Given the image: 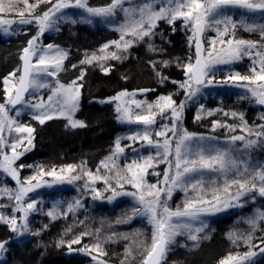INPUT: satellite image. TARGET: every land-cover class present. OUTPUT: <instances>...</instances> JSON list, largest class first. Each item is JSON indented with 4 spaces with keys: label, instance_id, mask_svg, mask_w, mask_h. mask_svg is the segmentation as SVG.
<instances>
[{
    "label": "snow or ice",
    "instance_id": "6c2138e0",
    "mask_svg": "<svg viewBox=\"0 0 264 264\" xmlns=\"http://www.w3.org/2000/svg\"><path fill=\"white\" fill-rule=\"evenodd\" d=\"M20 3L24 5L23 9L18 8ZM41 3H47L50 7L39 15H34L35 8L39 7ZM126 4L128 6H125ZM229 7L264 14V0H165L158 7L153 2L133 4L132 0H109L108 4L100 7L90 6L88 0H55V3H53V0H36L32 4L29 3V0H7V2L0 0V14L15 12L20 17L18 21L20 24H35L37 26V34L29 39L27 46L22 49L21 67L9 73L2 81L6 103H0V156L3 157V160L0 161V169L10 175L20 187L18 190L4 188L0 189V191L14 201L12 205L14 212L23 213L22 217H20L23 223L18 224L16 215H5L2 212H0V223L10 226V231L18 235L29 232L28 215L31 211L36 210L37 205L34 200L26 202L27 194L33 191L34 188L41 186L39 180L44 176H51L56 182H63L66 179L64 175L58 174L55 168L47 172L40 168L37 175L21 180L18 170L25 166L22 164L14 166L15 161L24 152L30 150V146H33L35 129L19 124L12 119L8 114V105L15 108L18 104H28L29 101L25 99V94L29 93L30 89L36 90L48 87L41 77L56 75L62 70L63 61L68 56V52L58 46L48 44L45 47H41L38 43L40 36L63 20H69L72 24L78 22L90 24L92 23L91 17L108 19L115 17L118 12L123 15V20L118 23L116 29L120 33V38L110 44H105L101 49L103 55L98 56L95 53H86L80 62L81 64H92L93 62H101L107 59L120 60L122 57L119 53H127L134 43L139 42L147 43L150 51H157L152 45L151 39L157 35L163 38V34L156 31L159 21L172 25V31L174 32L175 22L180 20L182 27L191 31L189 46H191L192 42L195 43L194 62L193 57H189L188 63L182 65L187 79L179 83V88L185 90V101L177 104L173 100L172 95L161 96L156 102L151 104L132 99L131 103L137 109H142V111L133 113L127 107L122 108L120 104H117L115 109L119 114L117 119L120 122L139 123L146 126L142 133L138 132L133 136L127 137V139L146 141L148 145L157 149L156 156L160 157L159 163L167 165L163 180L155 184H148L146 181L147 170L157 166L154 164L156 156L149 155L143 158L142 162L133 160L131 163L126 164L122 170L118 168L116 159L124 152V148L121 147V139L123 137L116 138L114 141L115 151L105 161H101V167L110 172L113 169H117L115 172L117 186L123 188L124 183H128L136 191H117L109 184L107 178L94 175L90 170H84L83 164L80 166L83 175L87 176L89 180L93 182L100 179L104 180L105 184L108 185L106 190L112 192V195L107 197L108 200L120 195L132 196L142 206L134 209L132 214L127 217V220L130 221L136 216H145L148 223L152 225L150 243L144 244L141 242V246L144 248L141 264H161L167 253L172 250V246L177 244L176 237L178 236H186L188 240L193 242L194 247L199 246L201 239L207 238L199 235L206 227L203 221H200L199 227H195L192 223L186 222L184 218L189 221L198 220L201 214L221 212L228 207H242L240 198L247 196L248 193H258L260 197L264 198V164L253 165L250 170V166L245 163L241 171L240 164L237 163L235 158L229 156L227 150H217L214 155H205L203 151L193 152L190 142L196 138L195 134L189 133L187 130H181V134L177 136L176 122L182 120L186 101L196 96L203 86L213 84L215 78L213 69L216 64L232 63L240 60L245 55L253 58V67L249 75L242 76L239 73H230L224 79L223 84L227 85L231 82L235 86L245 88L256 104L264 106V24H248L241 21L238 25L230 15L222 11ZM70 8L82 9L83 13L87 15H81L79 20L70 19L63 12L64 9ZM26 13L31 18H26ZM58 13L60 14L59 16L57 15ZM14 22L13 20L0 18V28L4 32H8L9 29L6 26H10ZM238 26L243 27L247 32H258L259 39H237L235 33ZM208 30H214L216 38L209 39V47L204 49L200 37ZM125 37H130V39H125ZM145 38L148 39L146 40ZM217 43L220 45L219 48L216 47ZM113 46L116 51L108 52L107 50ZM160 51H163V49H160ZM162 63L167 67L169 62L162 61ZM256 65L259 67L257 68ZM72 67L75 68L77 65H72ZM101 67H103L102 64ZM153 67H155V64H153ZM110 70L107 67L103 68L105 73ZM17 73H20V75L18 76ZM85 75L86 72L82 69L77 79L69 85L57 83L52 95L48 96L47 103L41 100L39 103L31 104L33 109L38 110L37 114L34 115V119L43 125L47 120L57 118L58 114L59 117L66 119V127L73 129L86 128L87 124L85 122L74 118L79 111V100L81 89L83 88V84L79 83V81H83ZM160 79L163 82L167 78L160 76ZM237 81L246 83L238 85ZM172 83L177 82L173 81ZM130 95L134 96L135 94L121 92L111 99L119 101L122 97ZM166 111L170 113V118L174 122L171 127L163 125L161 131L156 133L158 137L164 138L162 142L160 140L154 141L150 135L151 126L156 123V115L159 114L164 118ZM208 114L211 115L212 113L209 112ZM225 115H229V113H225ZM230 115L234 118H239L241 130L247 133V136H232L230 138L231 142L244 141L243 147L245 148L264 145V123L253 128L248 125L243 113L232 112ZM196 118L200 119V116L197 115ZM261 119L264 120V115L261 116ZM215 126L224 127L225 125L217 123ZM227 127L230 130H235L234 126ZM6 131L25 135H18L9 145L4 136ZM169 132L172 133L173 137H176L174 146L172 137L168 136ZM248 137H255V139H249ZM6 146L10 147L11 155L3 152V148ZM18 147H21L22 151L18 152ZM170 156L174 158V162L168 159ZM76 169L77 166L69 165L66 169H60L59 172L71 173L76 171ZM204 169L218 170L223 172L225 176H227L228 171L234 169L239 175L246 174V178H234L231 182L226 179L225 187L223 188L225 197L223 198L213 192L211 200L205 199L200 195L198 198L186 200L182 208L177 207L175 211L170 209L167 205V200L171 199L174 189L179 188L185 193L189 187L197 191L202 190L201 180L197 179L195 182H191V174L201 173ZM97 172H99V169H97ZM153 175L159 176L160 173L154 172ZM81 178V176L77 175L68 179V182L71 183L73 180ZM34 180L37 181L36 184H33ZM233 186L236 187L235 193H229V189ZM85 187H87V184ZM92 192L93 199L102 198L100 192L95 189H92ZM162 196L164 197L163 200L161 199ZM250 198L255 199V196L253 195ZM79 206L80 202L75 201L74 204L68 206V211L71 212ZM3 207H7V205L0 204V208ZM47 215L55 219L61 213L50 211ZM120 222L124 221H117V223ZM261 222H264V210H257L254 216L247 220V223L252 228L250 233L237 235L234 232H230L228 234L229 240L233 243L243 240L250 250L242 256L229 254L219 264H244V261L256 255L251 249L257 247V245L253 244V237ZM31 234L38 235L39 233ZM124 239H128V237L125 236ZM6 243L7 241L0 242V254L6 251ZM72 243H80V238L73 240ZM260 243L264 245V239ZM84 250L89 255L92 251L100 255H107L106 252L102 251L100 243L92 245L91 248L85 246ZM259 250L264 253V247H260ZM131 255L132 249L129 247L126 249L125 259ZM93 259L97 261V264H107L106 261L100 260L98 257H93ZM121 264H124V262L122 261Z\"/></svg>",
    "mask_w": 264,
    "mask_h": 264
},
{
    "label": "trees",
    "instance_id": "16d2710c",
    "mask_svg": "<svg viewBox=\"0 0 264 264\" xmlns=\"http://www.w3.org/2000/svg\"><path fill=\"white\" fill-rule=\"evenodd\" d=\"M35 2L36 0H29L30 4ZM108 3L109 0L89 1V5L94 7ZM19 5L24 7L22 3ZM49 7L47 3H41L35 8L34 15H39ZM26 18L31 17L26 13ZM261 23L264 24V17ZM172 28V25L164 21L158 22L156 31L162 33L163 38L157 35L151 39L157 51H150L147 43L139 42L134 43L127 53H119L122 57L120 60L107 59L92 64H81L80 62L86 53L103 55L101 53L103 46L118 40L120 33L99 24L88 25L80 22L72 24L66 21L53 34H44L40 37L43 45L52 44L68 52L57 78L60 83L69 85L77 79L82 69L86 72L83 81H79L83 84V88L79 100V111L74 118L85 122L87 127L75 129L66 127L67 121L64 118H53L41 125L39 121L26 116L27 125L35 131L33 148L26 151V154L15 164V166L21 164L25 166L18 170L21 180L30 174L37 175L40 168H43L45 172L55 168L60 173V169H66L69 165L77 166L76 171L71 173L83 174L80 167L83 164L84 170H90L94 175L107 178L109 184L117 191H124L126 186H130L124 183L123 188L118 187L115 179L117 169L110 172L101 167V161H105L115 151L114 141L117 136L126 130L118 123L114 108L102 102L121 92H141L149 104L156 102L161 96L168 95H172L177 104L186 100L185 91L179 88V83L187 79L182 65L188 63L189 57H193L194 61V42L189 46L191 31L183 28L180 20L175 22L174 32ZM36 34L37 27L28 25L15 31L8 38L0 36V103L6 100L3 78L21 67L22 49ZM235 35L245 40L259 39L258 32H247L239 26ZM125 39H130V37H125ZM205 42L203 36V44ZM107 51H116V49L113 46ZM162 61H168V66L165 67ZM250 62L245 60L242 64H236L230 69L221 71L216 74V78L224 80L230 73H239L243 76L249 70ZM72 65H77V67L73 68ZM104 67L111 70L105 73ZM160 76L167 79L161 82ZM173 81L177 83H172ZM240 96L241 94L236 92L217 93L211 95L208 100L195 102L193 108L184 107L183 117L179 124L189 133L200 134L215 140L231 141L230 138L234 135L247 136V133L241 130L239 118L230 115L232 112L243 113L244 119L253 128L264 120L259 115V108L248 98ZM19 106L20 104L15 107ZM209 112L212 114L209 115ZM164 114L170 113L166 111ZM197 115L200 119L196 118ZM217 123L225 126L216 127ZM227 126H234L235 130H230ZM117 165L122 170L125 163ZM244 178L246 177L241 179ZM234 191H236L235 186L229 189V193ZM197 192L199 195L202 194L201 191ZM213 192L208 190L203 197L211 199ZM216 193L225 195L223 190ZM82 194L84 197H78L82 204V209L79 211H72L55 219L46 213H35L28 223L29 237L22 242H13L17 235L10 231V226L0 223V242L7 241L1 264H92L90 257L83 253L87 252L84 250L85 246L91 248L96 243H100L102 251L107 255H100L95 251L91 253L109 264H121L122 261L127 264L126 249L131 247L134 253V245L140 239L144 244L150 243L152 229L145 217L136 216L130 221L127 220V217L136 209L130 202L122 201L110 206L92 202L88 197L91 194L89 190H83ZM55 195L71 199L75 197L76 192L67 190L60 194L54 192L45 196ZM181 198V195H177L174 201L177 202ZM191 198L193 197H189ZM189 199L181 201L185 203ZM242 202L244 206L239 211L219 216L211 221L209 228L201 232L207 238L201 239L198 247H194L193 243L189 248L176 246L167 253L161 264H219L229 254L242 256L248 252L249 246L243 240L233 243L229 240L228 234L230 232L237 235L250 233L252 228L247 220L254 216L257 210H264V198L259 201L251 200L250 196H247ZM117 221L124 222L117 223ZM31 233L39 234L32 235ZM125 236L128 239H124ZM139 236L143 237L138 238ZM78 237L80 243H72ZM262 239H264V222L260 223L254 233L253 244L257 247L252 248L251 251H254L256 255L253 256L250 264H264V253L259 250L260 247H264L260 243ZM138 247L139 251L142 249L136 257L140 262L143 259L144 248Z\"/></svg>",
    "mask_w": 264,
    "mask_h": 264
},
{
    "label": "rangeland",
    "instance_id": "374dc122",
    "mask_svg": "<svg viewBox=\"0 0 264 264\" xmlns=\"http://www.w3.org/2000/svg\"><path fill=\"white\" fill-rule=\"evenodd\" d=\"M89 1L90 0H88V2ZM5 2H7V0H5ZM144 2H153L158 7L160 4H163L165 2V0H132L133 4H139V3H144ZM125 6H128V5L126 4ZM18 8L23 9L24 7L18 5ZM222 11L225 14L230 15L233 18V20H235L237 22L238 25L240 24L241 21H244L245 23H248V24H253V23L254 24H262L261 20L264 17V14H262L260 12H254L253 13V12H248L247 10H244V9L234 8V7L225 8ZM63 12L68 17H70V19H80L81 15H87L86 13H83L82 9H76V8L64 9ZM57 15L59 16L60 14L58 13ZM0 18L15 21L10 26H6L9 29L8 32H4L3 29L0 28V36L3 38H8L12 33H14L15 31L21 30L25 26L35 25V24H20L18 22L20 17L15 12H12V13L6 12L3 14H0ZM91 19H92V23H90V24L86 23V24H88V25L99 24V25H101V26H103L109 30H112L114 32L119 33L116 29L118 27V23L122 22L123 15H122V13L118 12L117 15L115 17H112V18L104 19V18H100V17H91ZM66 21H69V20H63V21L58 22L56 25H54V27L52 29L46 31L44 34H53ZM215 38H216V33L214 30L205 31L204 42L206 41L205 43L207 45H205V43H204V49H207L209 47L208 40L209 39H215ZM237 39H240V38H237ZM38 43L41 47H45V45L42 44L40 39H39ZM216 47L217 48L220 47L219 43H217ZM252 59L253 58H250L249 56L245 55V56H242V58L240 60L232 62V63L216 64L214 69H213L215 71V78L213 80V84L209 85V86H203L201 88V91L198 92L196 94V96H194L191 100L186 101L185 107L193 108V106H195L194 105L195 102H198L200 100H208L211 95H215L217 93H225V92L226 93H234V92H236L238 94H241L240 97H246L249 100H251V102H253L259 108L258 109L259 115L260 116L264 115V106L256 104L250 98V93H248L245 88L235 86L231 82H229L227 85H224L223 79L216 78V74H218L219 72L224 71L226 69H230L236 64H242L245 62V60L251 61L250 66H248L249 70L247 71L246 74H244V75H249L250 70L253 67ZM256 67L258 68L259 66L256 65ZM60 73H61V71H59L54 76H42L41 79L48 85V87H44V88H40V89H36V90L30 89L29 93L27 94V96L25 98L27 101H29L28 104H24V105L20 104L19 107H15V108L11 107V105H8L9 116L12 119L16 120L19 124H22V125H27L26 119H25L26 116L32 118L33 120H36V119H34V115L37 114L38 110L33 109L31 107V104L39 103L41 100H43V101H45V103H47V98L49 95H52V91L57 86V83L62 84L57 79L58 75ZM244 83H246V82L237 81L238 85L244 84ZM129 94H133V93H129ZM134 94H135L134 96L130 95V96L122 97L121 100H119V101H116V100H113L110 98L106 101H103V103H107V104L111 105L114 108V110L116 109L117 104H120L122 108L127 107L133 113H137V112L142 111V109H137L136 106L131 103L132 99H135L137 101L146 102V98L144 97L143 93H141V92H136ZM4 103H6V100ZM198 112H200V111H198ZM116 114H117V116L119 115L117 112H116ZM57 118H63V117H59L57 114ZM36 121H38V120H36ZM47 121H49V120H47ZM173 122L174 121L170 118V114H164V118H162L161 115L157 114L156 115V123L151 126V130H150V135H151L152 139L154 141L160 140L162 142L164 138L158 137L156 135V133L161 131L163 125H167L168 127H171ZM118 123L121 126H123L126 130H125V132H123V134L117 136V138L123 137V139H121V147L124 148V152L122 154H120L116 159L117 164H121V163L124 164L125 163V165H126V164L131 163L133 160H137V161L142 162L143 158H145L149 155L156 156L157 149H155L153 146L148 145L146 141H141V140L132 141V140L127 139V137L133 136L138 132L142 133L145 130V127H146L145 125H142L139 123H127V122L122 123L119 120H118ZM176 123H177V136H179L181 134V130H185V129L179 124V121ZM262 123H264V122H261L260 124H262ZM193 134H195V137H196L193 141L190 142V146H191L193 152L203 151L205 155H209V154L214 155L217 150H227L229 156L235 158L237 160V163L240 164L241 171H242L245 163L250 166V170H251V166H253V165L264 164V158H263V156H264V154H263L264 153V145H257L253 148H245V147H243L244 141H235V142H231V141H227V140L221 141V140H215V139H212L209 137H205V136L200 135V134H196V133H193ZM18 135H25V134H18L15 132L8 133L7 131L4 133L5 139L9 145L15 140V138ZM168 136L172 137L173 146H174L176 137H173L171 132L168 133ZM248 138L249 139H255V137H248ZM32 148H33V146H30V149H32ZM17 151L18 152L22 151V148L18 147ZM3 152L11 155L10 147H8V146L4 147ZM25 154H26V152H24L23 155H21L15 161V164ZM192 158H195V157H192ZM168 159L170 161L174 162L173 157L170 156ZM2 160H3V157L0 156V161H2ZM159 160H160V157L156 156V160L154 161V164H156L157 166H155L154 168H149L147 170L146 181L148 184H155L158 181L163 180V175H164L165 171L167 170V165L165 163H159ZM241 162H243V163H241ZM15 164H14V166H15ZM124 166H123V168H124ZM173 171H174V169H173ZM154 172L160 173V175L159 176L153 175ZM67 173L68 172L58 173V174L64 175L66 177V179L63 182H56L53 177L44 176L43 178H41L39 180L41 186L34 188L33 191H31L27 194V197L25 198L26 202L28 200H34L36 202V205H37L36 210L31 211L29 213L28 223H29L30 218L35 213H37V214L46 213L47 214L50 211H57V212L61 213V215H59L58 217L66 215L67 213L70 212V211H68V206L70 204H74L75 201H79L80 206L76 207L73 211L81 210L82 204H81V201L78 199V197L83 196V194H82L83 190L84 191L89 190L91 192V194L88 197H90L92 202H100L103 204L113 206L119 202L128 201L135 208L142 207L141 205H139L137 203V201L132 196L120 195V196L115 197L112 200H108L107 197H110L112 195V192L110 190H106L108 188V185H106L105 182L102 180H96L95 182H93V181L89 180V178L87 176H85L83 174H80V173H75V174L69 173V174H67ZM77 175L81 176L82 178L77 179V180H73L71 183L68 182V179H71V177H74ZM31 176H33V175H31V174L28 175L27 177L24 178V180L27 178H30ZM244 176L246 177V174L245 175H239V174H237V172L234 169L228 171L227 176H225V174L223 172L218 171V170L204 169L201 173L191 174V182H195V180H197V179L201 180L202 190H200V191L202 194H200V195L204 196L208 193V190H209V192H211V191H214V192L222 191L224 186H225L226 179L228 182H231V180L233 178L241 179ZM222 182H224L223 185H222ZM36 183H37V181L34 180L33 184H36ZM86 184H87V187H85ZM19 187H20V185H18L16 183V181L14 179H12V177L10 175H8L6 172H4L2 169H0V189L7 188L10 190H18ZM113 188H115V187H113ZM92 189H95L96 191L100 192L102 198L93 199ZM124 189H126V190L120 191V192H134V191H136V189L133 188L132 185L126 186V188H124ZM67 190H74L76 192L75 197L70 199V198H67V197L62 196V195L45 196L46 194H51L54 192L57 194H60L62 191H67ZM233 193H235V191ZM177 195H181V197L183 199H189V197H193L191 199H194V198H198V196H200L198 194L197 190H193V189H191V187L188 188V191L186 193L179 188L174 189L172 192L171 199L167 200L168 207L170 209H172L173 211H175L177 209V207H180L184 203V201H181V200H183L182 198L180 200H178L177 202L174 201ZM217 195L221 196L222 198L225 197V195H220V194H217ZM253 195L255 196V199L251 198V200H259L260 201L263 199L262 197H260L258 195V193H248L247 196L252 197ZM247 196H243L240 198V204L242 205V207H228L221 212H212V213H208V214H201L198 220H190L189 221V220H187V218H184V220L186 222L192 223L195 227H199L200 221H203L206 224V227L204 228V230H207L213 219H215L219 216H222V215H228L231 212L239 211L240 209H242L244 206V203L242 201ZM161 199L163 200L164 197L162 196ZM206 199H208V198H206ZM211 199H208V200H211ZM0 204L7 205V207L0 208V212L4 213L5 215H16L18 218V224L23 223V220L20 219V217H22L23 213H16L12 210V205L14 204V201L10 200V198L7 195H4L2 191H0ZM181 207H183V206H181ZM137 217H145V216H137ZM145 219L147 221V217H145ZM147 224L152 229V225H150L148 223V221H147ZM28 227H29V224H28ZM143 231H145V230H143ZM15 234L17 236L15 237V240L13 242H16V243H19V241L22 242L29 237V232H26L23 235H18L17 233H15ZM199 235L201 237H204L201 233ZM136 236H137V233H136ZM143 236H139L138 238H141ZM176 240H177V244L172 246V248H174L176 246H182V247L189 248V247H191V244L193 243L192 241L188 240L186 238V236H178V237H176ZM141 242H143L141 239L136 241V243H135L136 245H134V247H135L134 253H132V255L130 257L129 256L127 257L128 261H129V262L127 261V264H141V261L139 262L136 258L137 253H140L142 250L141 249L139 251L140 248L138 247V246H141ZM4 252L2 254H0V264L2 263V261L4 259V257H3ZM83 254L90 257L92 264H97V261L95 259H93V257H98L100 260H103L99 256H96L93 253H91L89 255L88 252H84ZM252 258H253V256L249 260L244 261V264H250V262H252V260H253ZM137 261H138V263H137ZM107 264H109V263H107Z\"/></svg>",
    "mask_w": 264,
    "mask_h": 264
},
{
    "label": "water",
    "instance_id": "95a60500",
    "mask_svg": "<svg viewBox=\"0 0 264 264\" xmlns=\"http://www.w3.org/2000/svg\"><path fill=\"white\" fill-rule=\"evenodd\" d=\"M205 33V32H204ZM204 33L203 35L200 37V40L202 41V47L204 48V44H203V36H204ZM194 52H195V43H194ZM194 62V61H193ZM21 65H22V61H21ZM28 93L25 94V98L27 96Z\"/></svg>",
    "mask_w": 264,
    "mask_h": 264
}]
</instances>
